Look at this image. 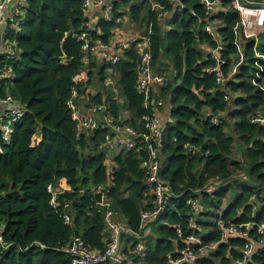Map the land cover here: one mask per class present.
I'll use <instances>...</instances> for the list:
<instances>
[{"label": "trees", "instance_id": "1", "mask_svg": "<svg viewBox=\"0 0 264 264\" xmlns=\"http://www.w3.org/2000/svg\"><path fill=\"white\" fill-rule=\"evenodd\" d=\"M155 2L163 9H155ZM221 2L225 10L211 16L202 0H182L179 7L171 0H112L111 18L102 15L89 27L84 0H27L20 29L9 30L17 55L2 63V70L11 76L0 80V98L10 95L26 110L14 122L11 140L2 143L0 154V230L9 244L0 250V264H72L66 249L75 235H80L90 250H104L108 235L98 206L104 196L135 232L140 231L142 211L153 208L154 197L145 179L146 151L122 149L109 172L103 146L111 129L100 126L79 133L69 104L73 91L79 95L92 77L89 62L87 80L78 79L86 67L80 34L87 31L91 43L109 44L127 8L132 22L145 25L146 33L152 28L153 66L168 72L159 99L169 102L173 119L163 131L159 171L171 196L149 224L151 234L146 238L142 264H175L188 246L199 256L196 264H234L240 258V248L249 240L232 237L221 242L220 221L226 228L264 221V126L253 121L262 112L264 99L252 83L254 41L243 44L244 62L224 85L217 84L215 74L205 71L216 64L203 48L217 45L204 30L209 20L222 23L218 30L226 44L220 52L226 59L222 72L227 75L238 61L234 27L239 12L232 0ZM171 12L166 30L162 20ZM258 49L264 54V33ZM136 66L134 48L113 66L120 75L125 104L109 99L107 105L115 120L123 107L128 109V122L142 129L139 118L149 109L136 87ZM226 93L231 95L229 101ZM102 99L99 94L91 101L100 104ZM221 113L224 115L219 116ZM217 115L219 122L215 123ZM211 180L219 182L214 190L207 189ZM49 184L69 188L58 196L57 207L51 204ZM102 187L105 190L98 193ZM229 195L231 202L222 210ZM189 197L199 199L202 206L193 225ZM66 203L70 204V224L63 217ZM193 234L199 243L187 244V237ZM249 235L253 241L261 238L256 227ZM125 239L128 243L135 238L126 235ZM214 243L217 246L211 253L202 255V250ZM124 251L139 262L128 248ZM246 264H264V244L255 246Z\"/></svg>", "mask_w": 264, "mask_h": 264}, {"label": "built area", "instance_id": "2", "mask_svg": "<svg viewBox=\"0 0 264 264\" xmlns=\"http://www.w3.org/2000/svg\"><path fill=\"white\" fill-rule=\"evenodd\" d=\"M14 0H0V24L7 22V9ZM180 0H171V2H179ZM27 4V0H24ZM204 7L209 15L213 16L217 12L223 10L221 0H202ZM92 4L103 5L102 0H84L85 10ZM111 4L103 5L102 15L106 19L111 18ZM231 5L239 12L240 20L234 27L235 32V44L237 47L236 57H238L237 63L226 74L222 72V66L226 64V59L221 56V51L225 49L226 44L222 40V35L219 33V27L222 26L220 20H209L204 26V30L211 36V38L217 43L215 48H209L205 45L204 50L211 53L212 58L216 61V64L208 66L205 71L210 74H215L216 82L219 85H224L230 79H232L239 71L240 66L244 62L243 44L247 41H254L255 51V67L256 70L252 77V83L257 86L263 93L264 99V80L262 73L264 71L263 62L264 54L258 49L260 42V36L264 33V2L257 3L254 1L241 2L240 0H232ZM155 9H163V6L157 2L153 4ZM18 16V15H17ZM23 16L17 17L15 20V27L19 29L20 22ZM89 27L92 26L90 22L87 23ZM152 28H147V48L142 49L137 57L136 66V87L137 90L144 95V105L149 109V112L140 116L139 122L142 123V129L133 126L125 117L114 119L111 115L107 103L92 104L88 107V113L81 115L78 113L75 106L74 98L77 96V92L73 91V97L69 100L70 106L73 108L74 117L77 119V129L79 133L92 132L100 126L108 127L111 129V134L107 135V143L114 142L126 149L144 150L147 154V159L144 162L146 168V183L151 188V193L154 197L153 208L150 210H144L141 213V225L140 231L135 232L131 229L122 219L121 214L117 211L109 198L104 196L103 200L98 202L99 210L102 211V216L106 225L107 243L105 249L102 251H93L87 248L83 238L80 235L73 236L74 240L67 247L66 251L72 255V264H142L143 259L146 257L147 244L146 238L148 237V226L156 220L159 214L164 210L168 201L170 200L169 186L160 177L159 171L161 168V143L163 138V126L159 117V110L164 105V99L155 98L154 94L158 93V89L163 86L168 80L167 73L155 70L153 67V55L150 47V35ZM79 39L83 42V49L85 55L83 57L84 63L88 64L90 61V51H92L96 45L106 46L103 43H91L89 34L84 31L80 34ZM121 52L130 49L131 43H120ZM17 55V48L6 58H14ZM121 59L120 54H115L110 58L112 64H116ZM106 84H111V78H105ZM231 95L225 94V99L230 100ZM115 99V98H113ZM0 154L3 153L2 143H9L14 130V122L21 118L25 113V107L13 99L10 95L5 98H0ZM11 103V106H10ZM10 106V107H9ZM100 116V117H99ZM97 117L99 119H97ZM213 121L219 122V116H214ZM254 122L264 126V106L262 112L256 117ZM112 159H107L106 165L109 172L115 167L110 162ZM48 190L52 194L51 204L54 207L58 205V196L63 192L69 190L66 186L49 184ZM104 187L98 188L97 192H102ZM194 212L191 218V224L195 222V215L202 209L199 199L189 197L187 199ZM70 204H65V213L63 215L65 223H71V216L67 212ZM223 227V234L221 242H227L232 237L247 238V241L241 248V256L234 264H246L252 254L254 253L255 246L264 244V221L257 224L256 222H247L243 224H233L226 228L222 221H220ZM256 227L257 232L261 235L259 241L251 239L249 230ZM179 234L181 230L178 229ZM134 236V240L126 242L125 236ZM187 244L199 243V238L194 234L187 237ZM217 243L211 245V248H215ZM9 247L2 236L0 230V250ZM125 248H128L129 253L139 257V262L136 263L134 259L127 253ZM198 254L190 246L186 247L180 252L179 257L176 259L175 264H196Z\"/></svg>", "mask_w": 264, "mask_h": 264}, {"label": "crops", "instance_id": "3", "mask_svg": "<svg viewBox=\"0 0 264 264\" xmlns=\"http://www.w3.org/2000/svg\"><path fill=\"white\" fill-rule=\"evenodd\" d=\"M96 1V0H91ZM103 5H109L112 3V0H102ZM247 0H244L246 2ZM26 5L24 0H14L9 8L7 9V22L0 24V80L3 78H7L11 76L9 71L2 70V63L5 62L6 57H8L14 50H15V43L9 39V30L15 28V20L17 17L20 18L22 15L23 18L26 16ZM103 5H96L92 4L89 8L85 10L86 16L89 22L94 26L100 16H102L103 12ZM182 5V0L179 2H175V6L179 7ZM222 9L225 10L222 4ZM126 12L124 16L117 21V25L114 29L113 36L106 46L96 45L95 48L90 51V63L92 64V77L91 83L85 87V90L82 91L79 95L77 92L78 97L75 99V106L77 107L78 113L81 115H86L88 113V107L90 105L95 104L91 101V98L98 96L99 94L102 95V103H107L109 99L116 101L121 106L125 104V98L123 96L122 88L119 83L120 75L114 69V65L110 61V58L115 54H120L121 59L126 57L127 51L121 52L120 50V43L130 42L131 46L130 49L134 48L136 51L137 57L139 52L147 48L146 42V27L145 25H141L139 23H134L131 21L130 15L128 14V8L125 9ZM18 15V16H17ZM172 16V12L163 18V28L166 30L169 29L168 26V19ZM151 47V46H150ZM120 59V60H121ZM119 60V61H120ZM118 61V62H119ZM83 68V72L78 76L80 81H86L88 73H90L89 67ZM154 67V66H153ZM155 68V67H154ZM157 70V69H155ZM110 77L112 83L106 84L105 78ZM155 98L159 99V89L158 93L154 94ZM115 98V99H113ZM111 113V112H110ZM121 117H125L127 120L131 117V112L126 109L122 108L120 111ZM112 115V114H111ZM224 113L219 114V116H223ZM100 117V116H99ZM159 117L161 120V125L163 129L167 124H172L173 119L171 118V105L168 101L165 100L164 105L159 110ZM97 119H99L97 117ZM164 131V130H163ZM112 142H108L106 145L103 146V149H106L107 155L109 159H112V162L115 165L114 157L122 150L124 147L120 146L118 143H115L112 139ZM239 178V176L237 175ZM242 177V176H241ZM219 182L217 180H211L209 185L207 186L208 190H214L217 188ZM63 186L64 185H60ZM231 202V195H229L225 200L222 206V210L226 209ZM125 222V218H123ZM151 234V228L148 226V236ZM211 249V248H209ZM209 249H205L202 251V255H208L211 253L212 250L208 251ZM213 249V248H212Z\"/></svg>", "mask_w": 264, "mask_h": 264}, {"label": "rangeland", "instance_id": "4", "mask_svg": "<svg viewBox=\"0 0 264 264\" xmlns=\"http://www.w3.org/2000/svg\"><path fill=\"white\" fill-rule=\"evenodd\" d=\"M240 1H241V2H244V0H240ZM167 71H169V70H167ZM167 71H166V72H167ZM167 76H168V72H167ZM238 153H239V150H238ZM239 154H240V153H239ZM238 174H240V173H237L236 175H238ZM203 250H204V249H203ZM203 250H202V251H203ZM210 250H213V249L211 248V249H209L208 251H210ZM203 252H204V251H203Z\"/></svg>", "mask_w": 264, "mask_h": 264}, {"label": "water", "instance_id": "5", "mask_svg": "<svg viewBox=\"0 0 264 264\" xmlns=\"http://www.w3.org/2000/svg\"><path fill=\"white\" fill-rule=\"evenodd\" d=\"M0 105H2V104L0 103ZM10 106H11V103H10ZM10 106H9V107H10ZM73 240H74V238L72 237V240H71V241H73Z\"/></svg>", "mask_w": 264, "mask_h": 264}]
</instances>
